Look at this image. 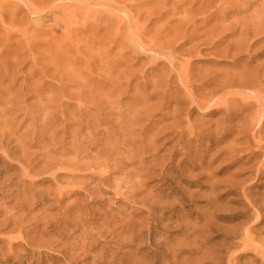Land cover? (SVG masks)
<instances>
[{"label": "rangeland", "instance_id": "obj_1", "mask_svg": "<svg viewBox=\"0 0 264 264\" xmlns=\"http://www.w3.org/2000/svg\"><path fill=\"white\" fill-rule=\"evenodd\" d=\"M0 264H264V0H0Z\"/></svg>", "mask_w": 264, "mask_h": 264}, {"label": "bare ground", "instance_id": "obj_2", "mask_svg": "<svg viewBox=\"0 0 264 264\" xmlns=\"http://www.w3.org/2000/svg\"><path fill=\"white\" fill-rule=\"evenodd\" d=\"M130 36V35H129ZM163 48H165L164 46H163ZM166 50V49H165ZM150 51H152L151 49H150ZM186 75V74H185ZM187 77V76H186ZM256 83V82H255ZM246 85V84H245ZM248 86V85H247ZM251 87H255V86H251ZM257 87V86H256ZM260 87V86H259ZM239 90H241V89H239ZM252 92V91H251ZM254 92V91H253ZM255 92H256V90H255ZM259 94V93H258ZM188 95V94H187ZM212 102V101H211ZM256 121V120H255ZM263 128V127H262Z\"/></svg>", "mask_w": 264, "mask_h": 264}]
</instances>
